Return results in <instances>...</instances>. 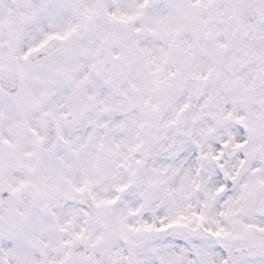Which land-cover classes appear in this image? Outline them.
<instances>
[{"label": "snow or ice", "instance_id": "snow-or-ice-1", "mask_svg": "<svg viewBox=\"0 0 264 264\" xmlns=\"http://www.w3.org/2000/svg\"><path fill=\"white\" fill-rule=\"evenodd\" d=\"M2 126L0 264H264V0H0ZM145 128L178 174L133 158Z\"/></svg>", "mask_w": 264, "mask_h": 264}, {"label": "clouds", "instance_id": "clouds-1", "mask_svg": "<svg viewBox=\"0 0 264 264\" xmlns=\"http://www.w3.org/2000/svg\"><path fill=\"white\" fill-rule=\"evenodd\" d=\"M80 97L73 96L71 100H68L65 97H56L53 98V94H50L48 97L45 98L41 109L39 110L41 113L48 110H55L59 112L60 106L64 104L71 103L72 105H76L80 102ZM44 120H48V123H45L39 118H34L33 125L35 127H38L40 130V133L43 134L46 139L49 138L50 132L55 127V123L50 121V118H44ZM67 123H73L70 119L66 120L64 122ZM79 121H76L73 123V129L75 130L76 126L78 125ZM163 121H161V124ZM205 126L204 120L197 121V127H203ZM139 131V140H143L146 147L150 148L149 155L147 158L143 155V150H138L136 153L133 154V158H139L143 161V164L141 165V168L150 171L152 168H167L169 169V173H176L178 174L180 171V168L183 167V158L177 159L176 155H173L175 148L171 145V137L173 136H179V133H176L174 129H168L164 130L161 128L159 133H154V130H149L148 128H145L143 130ZM8 133V129L6 126L0 127V137L5 136ZM80 135H83V131L79 133ZM97 134H99V130L97 129ZM61 135H64L63 131L61 132ZM113 137L117 142L120 140H125L128 143L138 142L133 140L134 137L137 135V130L133 129L132 131H125V132H114ZM54 138V133H53ZM195 139L194 136H185L184 142H188L190 140ZM25 150L31 149V137H29L24 145ZM114 148V145H113ZM121 150H127V144H125ZM104 157L107 159L108 163L112 165L115 168V165L119 163V160L117 156L114 153L108 152L107 150L103 153ZM69 157L62 156V155H55L52 158V166L53 170L55 172L64 171L68 174V177L70 180H72L73 183H78L80 181V178L83 174V162L77 164L73 170L69 171L67 169H64L63 165L66 162V160ZM119 171V169H116ZM126 171V170H125ZM190 171L193 176L196 175V165L193 164L190 166ZM42 174H46L45 170L40 167H24L22 175L26 178H30L34 183L38 181L39 177ZM100 185L96 186V190L100 189ZM63 189L67 191H71V185L70 184H64Z\"/></svg>", "mask_w": 264, "mask_h": 264}]
</instances>
